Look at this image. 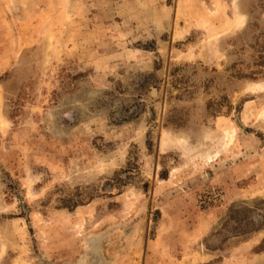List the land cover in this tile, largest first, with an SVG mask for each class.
I'll return each mask as SVG.
<instances>
[{"label": "rangeland", "instance_id": "1", "mask_svg": "<svg viewBox=\"0 0 264 264\" xmlns=\"http://www.w3.org/2000/svg\"><path fill=\"white\" fill-rule=\"evenodd\" d=\"M0 264H264V0H0Z\"/></svg>", "mask_w": 264, "mask_h": 264}]
</instances>
